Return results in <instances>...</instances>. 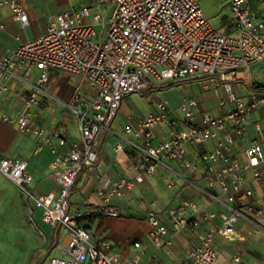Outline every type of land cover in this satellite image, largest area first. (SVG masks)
Here are the masks:
<instances>
[{"label":"built area","instance_id":"obj_1","mask_svg":"<svg viewBox=\"0 0 264 264\" xmlns=\"http://www.w3.org/2000/svg\"><path fill=\"white\" fill-rule=\"evenodd\" d=\"M112 3L111 16L103 13L104 5ZM9 6L15 20L29 25V14L23 0H0ZM235 34L225 32L212 23L203 0H87L86 4L48 16L44 33L33 40L22 41L0 56V119L14 125L21 133L35 135L41 147L54 154L50 173L56 179L58 192L33 188L34 176L23 158L0 156V172L12 180L21 194L41 211L44 222L62 226L69 232L68 240L59 241L53 254L43 264H138L142 244L133 243L136 255L122 258L108 240H98L84 219L95 215L121 216L113 204L145 175L176 160L192 172H199L188 151L189 145H204L217 139L216 145L201 152L206 178L218 185L226 196L230 211L221 214L218 228L208 229L200 243L188 251L184 264H220L221 252L215 247L217 234L234 240L239 234L236 224L241 218L254 222L252 215L264 214L251 198L254 189L246 184L250 171L264 185V126L256 123V134L244 156L235 155L232 146L246 134V122L255 108L264 105V94L251 93V101L236 96L230 82L240 70H250L264 63V19L251 7L250 0H229ZM103 24L106 37L99 33ZM6 24L0 21V33ZM82 76L94 92H75L63 101L53 95L49 84L53 71ZM207 76H218L228 83L233 106L221 114L202 112L197 120L198 102L187 98L180 104L181 119L166 101H159L157 112L136 118L126 127L115 146L116 155L129 159L133 178L121 176L110 188L100 184L102 204L97 208L89 200L72 202L75 185L87 168L100 178L97 167L99 136L110 130L123 99L135 92L147 93L169 84ZM12 80L22 83L19 91L21 109L10 112L4 96L11 91ZM63 106L77 121L78 135L69 138L62 125L49 127L41 119L42 111L56 112ZM165 129L163 138L155 141L156 130ZM237 136V137H235ZM175 180L169 181V187ZM214 198H218L212 194ZM264 199V198H263ZM264 201V200H263ZM192 203L170 210L175 228L196 227L198 221L185 216ZM211 214L209 217H213ZM152 225L150 241L161 246L168 227L156 214L149 215ZM233 264H251L235 254ZM155 264H166L156 259Z\"/></svg>","mask_w":264,"mask_h":264},{"label":"crops","instance_id":"obj_2","mask_svg":"<svg viewBox=\"0 0 264 264\" xmlns=\"http://www.w3.org/2000/svg\"><path fill=\"white\" fill-rule=\"evenodd\" d=\"M46 1L23 0L29 14L30 22L27 27L15 20L9 6L0 5V21L6 24V29L0 33V56L5 54L8 48L18 44V37L22 41H29L44 33L48 16L75 6L67 5L65 10L46 15L42 11ZM203 6L210 20L216 25L227 33H236V28L231 23L232 10L229 0H203ZM251 7L264 19V0H252ZM71 77L73 75L69 73L53 71L49 84L50 92L63 101L70 100L77 91L74 85L66 84ZM62 82L64 83L61 86ZM177 83L185 85V90L169 89L168 85L161 88L167 91L166 98L159 99L155 110L151 112H157L158 102L163 100L178 113L183 100L194 98L198 102L197 120L200 121L202 112L221 114L233 106L227 90L228 83L218 76ZM189 83H195V87L187 86ZM10 84L11 91L3 99L5 107L13 112L22 107L19 91L22 90L23 84L16 80H12ZM230 85L236 96L247 101H251L252 92L264 94V91L260 92L255 88H264V63L257 64L250 70L238 71L236 79L231 81ZM86 90L94 92L90 87ZM158 90L160 89L153 91ZM120 112L121 108L118 114ZM179 118L180 125H184V115ZM40 119L49 127L62 125L71 139L78 135L77 121L67 110L62 116L57 114V111L45 110L40 114ZM114 122L110 130H104L99 136L97 167L100 178L85 168L75 185L73 203L89 200L90 205L97 208L102 204L98 193L100 184L110 188L112 182L121 176L134 177L135 173L129 169V159L124 154L116 155L115 146L121 136L130 137L125 130L127 126L135 124L136 118L125 115L118 126H114ZM257 122L264 126V105L255 108L249 115L246 122L247 134L243 139H237L232 146L233 154L244 156L255 137ZM165 132V129H157L155 141L161 140ZM216 143L217 139H213L204 145L188 146L191 158L201 166L199 172L190 171L176 160H165V164L158 166L155 172L146 174L143 182H137L134 187L125 189L122 195L113 198L112 202L121 211V216L97 214L91 219H84L82 224L91 229L96 239L110 241L113 250L122 258L134 257L136 250L133 243L139 241L142 244V252L139 254L138 264H155L156 259L163 260L166 264H184L188 251L200 243L201 236L211 227L218 228L222 222L221 214L230 211V204L218 185L209 184L201 158V152L213 148ZM0 156L27 160L28 170L34 176L33 188L44 192H58L57 181L50 173V163L54 158L51 149L41 147L37 136L21 133L16 126L1 119ZM171 179L175 180L173 187H169ZM246 184L254 189L251 201L257 207H264V185L255 181L250 171L246 172ZM212 194L218 198H214ZM186 203H192L194 207L189 206L185 216L198 221V225L177 229L170 216V210ZM150 214H156L169 230L159 247L148 237L152 228L149 222ZM211 214L214 216L209 217ZM252 218L254 222L244 218L238 221L236 228L239 236L234 240L217 234L215 247L222 254L220 264H233L232 258L235 254L241 255L251 264H264V214H254ZM68 239L69 232L64 227L51 226L44 222L41 211L21 194L12 180L0 172V264H43L53 254L55 245Z\"/></svg>","mask_w":264,"mask_h":264},{"label":"rangeland","instance_id":"obj_3","mask_svg":"<svg viewBox=\"0 0 264 264\" xmlns=\"http://www.w3.org/2000/svg\"><path fill=\"white\" fill-rule=\"evenodd\" d=\"M252 2V0H251ZM87 0H47L45 3V6L42 7V11L48 15L51 12L59 11V10H65L67 5H83L86 4ZM112 3H108L104 5L103 13L106 15L108 18L111 16V7ZM212 23L213 20L211 19ZM216 25V24H215ZM219 27L218 25H216ZM221 28V27H220ZM98 31L100 34L103 35V39H105L106 35L103 33L105 26L101 24L98 26ZM68 83L66 84H72L75 87H77L76 92L84 91L89 88L88 83L84 80L82 76H73L67 80ZM64 82L60 83L62 86ZM187 86L195 87V83H189ZM171 89H178L181 91L185 90V85L180 84L175 87H172ZM166 93L167 91L164 90H158V91H152L149 92L148 94H142L139 92L132 93L123 99L121 103V110L114 122V126H118L121 123V120L124 118V116H130V118H138L139 116L146 115L148 112L154 111L155 110V104L159 99H165L166 98ZM170 107H172L170 105ZM173 109V107H172ZM66 111V109L61 106L57 109V114L63 115V112ZM178 115L183 117V113L180 111L178 112ZM119 120V121H118Z\"/></svg>","mask_w":264,"mask_h":264},{"label":"trees","instance_id":"obj_4","mask_svg":"<svg viewBox=\"0 0 264 264\" xmlns=\"http://www.w3.org/2000/svg\"><path fill=\"white\" fill-rule=\"evenodd\" d=\"M177 85H179V84H178V83L169 84V85H168V88L170 89V88L175 87V86H177ZM255 88H256L257 91H260V92H263V91H264V88H263L262 86H256ZM148 93H149V92H147V93H142V94H148Z\"/></svg>","mask_w":264,"mask_h":264}]
</instances>
